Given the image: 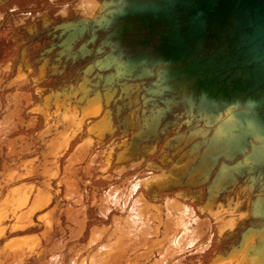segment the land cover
<instances>
[{"label":"flooded vegetation","instance_id":"flooded-vegetation-1","mask_svg":"<svg viewBox=\"0 0 264 264\" xmlns=\"http://www.w3.org/2000/svg\"><path fill=\"white\" fill-rule=\"evenodd\" d=\"M13 1L15 0H0V6ZM118 2L119 0H78L77 8L73 11L65 6L56 17L50 13H44L38 15L33 23L15 26L14 29L22 36V39H19L22 50L14 59V63L10 62L0 70V93L4 92L6 86L11 90L6 101L0 97V133L5 128L13 127L11 133H14V136L5 142V148L0 142V150L7 158L15 152L16 143L25 142L33 151L39 147L38 144V146L35 145L39 139L43 151H40L39 154L33 153L34 155L25 161H34V166H38V158L42 160L41 170L43 172L45 170L54 176L52 183L54 182L56 186L61 183L57 192L64 193L63 197L67 194L75 198L74 205L76 207L67 206L71 212L85 215L87 211H90L93 203L103 204L112 193L119 192L121 193L119 203L121 211H117L116 216L115 214L112 216L117 218L121 216L120 221L123 225L133 223L132 225L138 227L139 224H144L148 219L153 220L149 224V228L153 232L150 231L151 234L149 235L152 237L149 236V240L159 243L167 251H170V247L173 245L172 239L177 238L176 236L165 238L164 226L167 223L168 204H171V207L179 206L182 210L187 211V216L190 215L191 220L199 221L200 224L205 222L206 227L203 229L201 240L197 244L201 243V247L208 251L214 242L223 241L220 247L223 252L214 254L209 259L210 264V261L216 256H225L229 248L236 245L234 241L230 242V240L237 237L238 228L241 225L238 224L231 232L222 234L221 240H218L216 230L230 219H235L239 210L230 215L227 212H216V209L223 206L225 210L227 203L231 201L233 205L237 204L240 208L248 205L250 216L253 199L264 194L260 190L261 180H256V183L250 188L249 184L244 182V178L234 174L235 181L229 182L230 186L219 192V199L215 201L217 208L215 207L211 213L207 214L198 213L196 211L198 203L192 202L189 198H192L197 191H201L202 205H204L207 197L205 188L210 184V181L200 187L191 188V190L181 188L170 192L157 191L153 181L163 182L167 180L169 184L177 185L186 182L188 173L192 171L191 167L182 170L177 165L178 158L174 157L175 153L171 148L161 152L164 143L169 141L173 135L183 137L197 129L201 130V134L205 131L201 123L198 125L195 123L189 128L185 125H183L185 127L181 126L185 119L177 120L175 117L180 115V110L165 113L156 129L155 139L148 137V141L137 144L136 150L141 154L143 147L154 148L151 155L146 156L143 160L140 157L129 161L126 166L115 163L116 153L130 147V138L138 128H141V133H145L150 120L146 121V126H142V116L140 115L142 107L137 108L141 105L140 96L144 93L142 86L138 87L135 85L137 81L123 77L121 74L118 78L113 68L98 71L97 65L103 63L104 67L107 66L108 68L113 59L116 60V64L123 65L130 57L145 53L146 50L141 46V43H149L147 50H150L152 45H156V36L153 35L150 38L137 29L133 32H122L120 38L112 36L120 26L125 24L116 22L117 12L122 5V2ZM30 54H34L35 57L30 58L32 56ZM121 69L122 67L119 68V70ZM5 73L9 76L7 80L4 78ZM10 74L12 75L10 76ZM109 78H114V82L110 83ZM154 81V77L144 79L145 88L148 86L156 90V87L151 84ZM127 86H130L128 95L126 97L122 95L119 99L120 89ZM113 90L116 92L113 93ZM107 93L110 95L108 100L104 97ZM55 98L61 106L57 116L53 115L55 107L53 105L47 106V102ZM135 98L138 99L137 105L134 103ZM152 103L163 106V103L157 98ZM150 104L151 102H148L145 107L144 117L146 119L151 116L148 111L155 109ZM117 106L120 107V113L116 119L115 108ZM73 107L76 108L77 120L82 116V110L88 108H94L98 115L94 118H88L81 128L82 130L70 139L72 132L77 131L76 126L73 123L62 122L61 117L68 115ZM26 110H28L27 113H25ZM107 111H110V118L109 115L104 114ZM43 115L45 117L51 116L47 122H44ZM124 118L126 121L122 125V129L126 130V134L121 133L122 129L119 125ZM15 123L18 124V127ZM95 124L98 130L114 127L115 132L112 136L106 135L100 144L94 136H90V147L82 145L88 138V129ZM163 125L167 129L166 134L161 133ZM179 126L180 128H178ZM131 127H134V130L130 129ZM27 131H31L35 138L29 137ZM190 144L192 145V143ZM171 145L176 146V142L173 141ZM119 146L120 148H118ZM185 150H180V155ZM109 153L111 156H108ZM221 162L224 161L218 162L211 178L214 177ZM224 163L228 166L231 165L227 162ZM95 173L99 175L98 179L107 185L106 190L99 197L92 182ZM134 173L138 174L133 175ZM84 179L88 180L89 186H82L85 183ZM262 181L264 182V179ZM88 187L94 188L91 205L88 204L90 194L85 190ZM50 190H52V186ZM84 190L86 195H84ZM246 191H249V196H246ZM184 193L186 196L183 195ZM226 197H228V201L225 200ZM85 199L88 201L86 202ZM242 202L244 203L241 204ZM192 203L197 205L193 207ZM190 209H194V211L191 212ZM96 210L100 212L99 209ZM194 212L202 215V218L197 220ZM207 217L212 222H209ZM244 223L246 226H252L253 229H256L264 224V220L249 218ZM157 226L158 230H155L154 228ZM212 226L215 227L214 233H212ZM142 230L143 228L137 232V235L144 239Z\"/></svg>","mask_w":264,"mask_h":264},{"label":"water","instance_id":"water-1","mask_svg":"<svg viewBox=\"0 0 264 264\" xmlns=\"http://www.w3.org/2000/svg\"><path fill=\"white\" fill-rule=\"evenodd\" d=\"M118 3L122 5L117 12L116 22L125 24L112 34L113 37L120 38L122 32H133L136 29L150 38L156 36V45L147 50L149 43H141L145 53L130 57L123 65L116 64L115 59L108 68L103 63L97 65L98 71L113 68L118 78L121 74L137 81L135 85L143 88L141 105L137 108L142 107V126H146L147 120L150 121L145 133H141V128H138L132 134L130 147L137 138H144L146 141L148 137L155 139L160 119L173 107L180 110L183 116L197 118L207 126H215L207 140L213 150L217 149L210 157L207 178L221 156H227V162L235 160L229 166L224 162L220 163L210 184L205 188L207 194L215 189L216 183L220 187L226 182L233 183L234 174L241 178L248 176L250 188L255 184L251 175L253 172L257 174L256 178L262 180L264 0H119ZM151 77L155 78L152 86L156 85L159 90L148 86L145 88L144 78ZM108 80L110 83L114 82V78ZM129 87L120 89L119 99L122 95H128ZM108 95H104L107 100L110 99ZM137 98L134 99L136 105ZM155 98L163 106L152 103ZM148 102L155 109L148 111L151 116L146 119L144 114ZM119 113L120 107L117 106L116 119ZM104 114L110 118V111ZM125 121L126 118L119 123L121 129ZM92 128L93 125L89 132ZM112 130L115 131V128ZM161 130L162 134L167 132L165 125ZM200 131L197 129L192 134ZM121 133L126 134V130L122 129ZM182 140L180 135L169 138L170 142L178 144ZM204 141L206 140L194 141L190 149L201 148ZM186 152L187 150L180 158ZM188 176H192V173L189 172ZM206 181L207 179L196 185ZM259 185L264 192V182L260 181ZM250 216L252 219H264V194L253 199ZM262 231L264 232V225L256 229L246 226L232 250L240 251L252 233L259 232L258 240H262Z\"/></svg>","mask_w":264,"mask_h":264},{"label":"bare ground","instance_id":"bare-ground-1","mask_svg":"<svg viewBox=\"0 0 264 264\" xmlns=\"http://www.w3.org/2000/svg\"><path fill=\"white\" fill-rule=\"evenodd\" d=\"M84 7H85V5H84ZM88 10L90 11V9H88ZM128 32H131V31L128 30ZM154 73H155V70L153 71V74ZM151 78H153V77H151ZM144 79H149V78H144ZM155 87L157 90H159L156 85H155ZM165 94L167 96H169L167 93H165ZM175 98H177V97H175ZM51 105H53L55 107V111H54L53 115L57 116L59 108H61V106L57 102L56 98L54 100L50 99L47 102L48 107ZM0 109H1V106H0ZM176 110L177 109L172 107L170 109V112L176 111ZM81 113H82V116L79 118V120H77L76 119V108L73 107L72 111L68 115L61 117L62 122L73 123L76 126L77 131L72 132V134H71L72 136L70 139L74 138L77 135V132L79 133L82 130L81 128H82L84 122L87 121L88 118H94L98 115V113H96L94 108H88L86 110H82ZM22 116H21V118H22ZM50 116L51 115L45 117L43 115L44 122H47L50 119ZM175 117L177 120L178 119H180V120L181 119H187L188 120L187 122H183L181 124V126L185 125L189 128L190 126H193V124H195V123H196V125L201 123L203 125V128L205 129V131L202 132L203 134H201V132H198V133L195 132L194 134L190 133L188 136H183L182 142H180L179 144L176 143V146L171 145L173 143V141L172 142L167 141L166 143H164V146L162 147L161 152H164L165 149H168V148H171L172 150H174V153H175L174 157L178 158L177 162H176L177 165L182 170H186V168L189 169V167H191L192 168V171H191L192 176H188V179L186 180V182L180 183L177 185L174 183L169 184V181H167V180L163 181V182L162 181H156V180L153 181V183L155 184L154 186L157 189V191H161V192H170V191H173L175 189H181V188H186V189L191 190V188L200 187L202 185L207 184L209 181L211 182V179H212L211 174L214 171L213 170L211 172V174H209L210 175L209 178H207L206 171L208 170V166L210 165V162H211L210 157H212V155L214 154V150H217V149L213 150L210 147V145H208L207 140H208L209 136L211 135V133L213 132L215 126L214 125L213 126H207V125H205L204 122L198 120L197 118H189V117L181 115V113H180V115L178 114ZM15 125H16V127H18L17 123H15ZM185 126H183V127H185ZM12 128L13 127L7 128V129L5 128L0 133V135H6L7 133L8 134L11 133V131L13 130ZM178 128H180V126ZM89 129H88V138L82 144V145H86L88 147H90V144H89L90 136H94L97 139V142L100 144V142L104 141L106 135L112 136L115 132L112 130V128H108L105 130H98L96 124L93 125V128L90 132H89ZM130 129L134 130V127H131ZM166 133L167 132H165V134ZM143 139L144 138H142V139L137 138L133 142L132 147H127L126 149H122L121 151L117 152L115 155V157H116L115 163L117 165L124 164L126 166L129 163V161L138 159L140 157L143 160L146 156L151 155L154 152V148L147 149L146 147H143L142 148V154L137 152V150H136L137 144L139 142L146 141ZM201 139L206 140V141H204V145L201 148L190 149V147H191L190 143H193L196 140L200 141ZM130 141H131V138H130ZM24 143L25 142H23V144ZM19 144L20 143L15 144V148H14L15 152L11 153L8 156V158H11V156L16 155V152H17L16 146ZM207 146H209V147H207ZM172 147H175V148H172ZM118 148H120V146ZM184 149L187 150L186 155L183 156L182 158H180L181 157L180 150L182 151ZM23 150L25 151V147ZM108 156H111V154L109 153ZM226 157L227 156H225V158ZM25 158H27V157H25ZM225 158L221 156L217 160V164L220 160L227 162L226 161L227 159H225ZM5 159L6 158L4 156V160ZM33 162L32 161H29V162L25 161L23 163H20V164H22L21 166L19 165L20 166V171H19L20 178L28 177L32 173L33 167H32L31 163H33ZM233 162H235V160H233L231 162H227V163L232 164ZM217 164H216V166H217ZM216 166H215V168H216ZM262 168L264 170V163H262ZM173 172L175 173V170H173ZM56 173H58V172H56ZM253 173H254L253 178L255 179V183H256V180H258V178H256L257 176H255L256 173L255 172H253ZM43 174L47 179L45 182V186L47 188L51 189V183H52V180H54L53 179L54 176H51L50 173H48L46 171H44ZM43 174H42V176H43ZM48 175H50V176H48ZM12 176H13V174L9 175L8 178H12ZM242 178H244V182L247 183V180L249 177L245 176ZM206 179H207V181L205 183H203L199 186L196 185L197 183H200L201 181H205ZM263 179H264V177L262 178V180ZM259 180H261V179H259ZM57 185H58V187H60L61 183H58ZM27 186H29V185H27ZM229 186H230L229 182H226V184L224 186H221V187L218 185V183H216L215 189H213L210 192V194L206 193L207 197H206V201L204 202L205 203L204 205H202L201 191H197L194 194V196L192 198H189V199L192 202L198 203V206L196 207V211L198 213H200V214L202 212L206 213V214L211 213L215 207L217 208L215 201L217 199H219V196H218L219 192H222V190L226 189ZM29 189L25 190V188L19 187L15 190H11L12 191L11 199L5 198L6 200H4V202H3L4 204H6V206L7 205L13 206L14 204L17 203V206L13 208L11 213H15L16 215L19 213L17 215V220L14 224V228L19 230V231L25 230L29 227V225L33 224V222H32L33 219H31L30 216L33 215V213L36 210L41 209L43 207V205H46V203L49 204L51 202L48 196H46V195L42 196L41 195V196H38V198L32 203V205L29 208H27L24 212H20L19 211L20 207L26 205L25 203L29 200V194H30ZM186 189H182V190H186ZM36 190H37V192H39L40 189L38 190V188H37ZM147 195H149V194H147ZM183 195L186 196L185 193ZM236 196H238V195L236 194ZM246 196H249V191H246ZM65 197L67 198L68 201H70L72 198L70 195H67V194L65 195ZM120 199H121V193L114 192L111 194L110 198H108L107 200H105L103 202V204L97 205V204L93 203L91 205V207L95 208V209H99L101 215L106 217L114 209V206L117 207L118 211H121L120 205H116L118 202H120ZM227 199H228V197L225 198L226 201H228ZM231 199H233V198H231ZM176 200H178V199H176ZM196 203L195 204L192 203V206L193 207L196 206L197 205ZM243 203L244 202H242L241 204H243ZM171 206H172L171 204H168V217L166 219L167 223L164 226L165 230H166V232H165L166 237L165 238L168 239L169 237L172 238L174 236H176L177 238L172 239L173 245L170 247V251L164 250L159 243L153 242V240H149V236H150L149 234H151L150 233L151 229L149 228V224L153 220L148 219L145 221L144 224L143 223L139 224V227H138L136 225L135 226L132 225L133 223L131 225L130 224L123 225V223L120 221L121 216L119 218H117V217H115L116 216L115 215V216L111 217V225H110V227H108V229L105 232H102L100 230V228L97 226V228H95L93 230L94 233L92 234L93 235L92 239L90 241H88L89 242L88 245L90 247L93 245H96L97 243L100 244V248L102 249L103 253L105 254L104 257L102 258L103 260L100 257H99V259H95V255H94L95 253L93 252V255H90L89 257H87L85 259V261H84L85 264H87L88 261L91 264H94L95 261L100 262L101 260L104 261L105 263H109V264H118V262H120V260H123L122 257H123V253L125 252L123 249L125 248V250H126V249L130 248V245H133L135 247V249L137 248V251L132 253L130 256H127L124 259L125 264H150V262L152 261V257H154L155 254L158 255L159 258L156 260V262L154 261L155 263H153V264H184L185 263L184 261L187 262L186 259L188 257L194 258V261H191L190 259L188 260L189 264H206V263H209L210 257H212L214 254L223 252L222 248H220L223 244V241L221 240L222 234L227 233L229 231L231 232L233 230V228L235 226H237L238 224H241L240 226L245 225V223L243 224V222L245 220H248L249 218H251L249 216V211L247 208L248 205L247 206L245 205L243 208H240L239 205H237V204L233 205L230 201L227 203V207L225 210L223 209V206H220L218 209H216V212H223V213L227 212L230 215H233L234 213H236L239 210V212H238L239 214L235 219H230L226 224H224L223 226H220L218 228L219 231L216 230V238L218 240H221V241H218V243L214 242V244L212 243L213 246L211 248H209L207 251L206 248L201 247V245H202L201 243L197 244L201 240V237L203 234V229L206 227L204 224L205 222L200 224L199 221L198 222L193 221L190 219V215H189V217L187 216V211L182 210L179 206H173V207H171ZM4 207H5V205H4ZM16 211H19V212H16ZM160 211H161V209H160ZM190 211L193 212L194 209H190ZM198 213L194 212V216L196 217L197 220H200L202 218V215H199ZM76 214L77 213L71 212L68 208L65 209V217L67 218V220L71 224H73V222H74L77 225H79V230L77 232V236L79 238L81 235H83V229L84 228H83V222L79 223L80 221L79 222L76 221V219H75ZM172 214H173V216H172ZM45 215H47V213ZM45 215H44V217H46ZM83 219H84L83 221L86 222L85 215H84ZM208 220H209V222H212V220L210 218H208ZM258 220H264V219H258ZM134 223H136V222L134 221ZM47 225H49L48 221H47ZM262 225H264V224H262ZM0 227H1V225H0ZM141 228H143L142 233H144V239L139 238V236L137 235V232L139 230H141ZM154 229L158 230V226L155 227ZM211 229L213 230L212 233H214L215 227L212 226ZM1 233H3L2 228H0V234ZM257 233H259V232H257ZM257 233H252L250 236L247 237L246 244L243 246V248L240 251H237V252L233 251L232 248H234V246H236V245H233L226 252L225 256H219L218 255V256H216V258L213 257L214 259H212L210 261V264H264V238L262 240H258L259 236ZM260 233H263V235H264L263 231ZM150 237H152V236H150ZM113 238H114V243L112 244L111 240ZM238 238L239 237L235 238L236 239V241L234 242L235 244L238 243ZM27 239L29 240L27 242V247L29 249L31 248L30 250H32L34 246H38V244H39L38 238L33 237V238H27ZM255 241H256V243H255ZM19 242H21V241H19ZM202 242L204 243L205 240ZM230 242H232V240H230ZM8 247H9L10 251L13 252L14 255H16V256L17 255L22 256V253L25 250L24 244L19 243V245H18V241L10 242ZM55 247H57V246H55ZM139 247H140V249L138 250ZM75 262H76V260L74 261V263ZM54 264H55V262H54Z\"/></svg>","mask_w":264,"mask_h":264},{"label":"rangeland","instance_id":"rangeland-1","mask_svg":"<svg viewBox=\"0 0 264 264\" xmlns=\"http://www.w3.org/2000/svg\"><path fill=\"white\" fill-rule=\"evenodd\" d=\"M77 3L78 0H15L13 2L1 5L0 6V21H1L0 70L10 62L14 63V59L18 57V55L22 50V46L19 43V39L20 38L22 39V36H20L17 33V31L14 29L17 24L25 25V24L33 23L34 19H36L38 15L44 13H50L54 17H56L63 7L68 6L71 9V11H73L74 9L77 8ZM30 55H32L30 58L35 57L34 54H30ZM11 75L12 74H10V76ZM8 77H9L8 74L5 73L4 75L5 80H7ZM3 91H4L3 93H0V97L3 101H6L7 96L11 92V90L8 89V87L6 86ZM27 112L28 110L25 111V113ZM27 133L29 134V137L30 136L33 137L31 131H27ZM13 136L14 133H9V134L7 133L6 135H0V138H2L0 139V142H2V146L4 148H5V142H7L8 139H10ZM37 144L39 145V147L35 148L33 151H31L32 149L29 148L30 146L27 143L19 144L16 146L17 148L16 155L11 156V158L7 157L5 160H4V155L0 150V225H1L0 228L3 229V233H4V234L3 233L0 234V264H54V262L55 264H76V263L85 264L84 262L85 259L90 255H93V252L95 253L94 254L95 259H99V257L102 259L105 254L100 248V244L97 243L96 245L91 246L92 247L91 248L88 245L89 244L88 241L92 239L93 236L92 234L94 233L93 230L97 228V226L100 228L102 232H105L108 229V227H110L111 217L113 214L116 215L118 211L117 207L114 206V209L111 211V213H109L110 215L108 214L106 217L102 216L100 212H98L95 208L91 207L90 211L89 212L87 211L85 213L86 222L83 221L84 214L77 213L75 219L77 222L80 221L79 223L83 222V228H84L83 235H81L78 238L77 232L79 230V225H77L74 222L73 224H71L65 217V209L67 208V206L76 207L74 205L75 198H71V200L69 199L70 201H68L66 197H63L64 193L61 194L57 192L58 185L56 186L54 182L51 185L52 190H50L45 186V182L47 179L43 174L44 173L43 170H41L42 160L38 158L39 161L38 166H34V162L31 163L32 167L33 166L34 167L32 168V173L28 176L29 178L28 177L20 178L19 176L20 166L22 165L20 163L25 162L26 159L29 160V158H31L34 154L37 153L39 154L40 151H43V147L40 145L39 139H37L35 145L38 146ZM24 147H25V151L23 150ZM95 152H97V150H95ZM14 162H16L18 165L15 164ZM144 169L146 168L144 167ZM12 174H13L12 178H8L9 175ZM136 174L138 173H134L133 175ZM83 177L86 178L85 176ZM98 177L99 175L95 173L94 177L92 178V182L94 183L96 194L99 197L106 190L107 185L103 184V182H101L98 179ZM84 180L85 183L82 184V186L85 187L86 185H88L87 184L88 180L86 179ZM26 184L29 186H27ZM19 187L25 188V190L30 188L29 200L25 203L26 205L20 207L19 210L20 212H24L27 208H29L32 205V203L38 198V196L46 195L49 197L51 201L50 203L48 202L49 204L46 203V205H43L44 208L42 207L41 208L42 210L41 209L36 210L33 213V215L30 216V218L33 219L32 221L33 224L29 225L27 229L21 231L14 228V224L17 220V215L19 213L17 215L15 213H11L13 208L17 206V203L14 204L13 206L10 205L6 206V204L3 203L4 200H6L7 198L11 199L12 197L11 190H15ZM36 188H38V190L40 189L41 191L39 190V192L36 193ZM94 188L93 187L85 188V190H87V192L90 194L89 196L90 200L88 202L89 205H91ZM85 190L83 191L84 195H86ZM85 201L87 202L88 200L85 199ZM119 203L120 202H118L116 205H119ZM46 213L47 215H45ZM44 215L46 217H44ZM47 221L49 222V225H47ZM245 228L246 225L239 226L237 237H239L238 235H240L242 230ZM33 237L38 238L39 244L38 246H34L33 249L30 250L31 248L29 249L27 247V242L29 241L27 238H33ZM231 240L234 242L236 241V239H231ZM12 241H18V245L19 243L24 244L25 250L22 253V256H18V255L16 256L14 255L13 252L10 251L8 245ZM111 243L112 244L114 243V238L111 240ZM140 247L138 248V250L140 249ZM123 250L125 251L122 257L123 260H120L118 264H125L124 259L127 256H130L132 253L136 252L137 248L135 249L133 245H130V248L126 250L124 248ZM157 259H158V255L155 254L154 257H152L153 262L151 261L152 263L150 262V264L155 263ZM189 259L191 261H194L193 257H188L186 259L187 262L184 261L185 262L184 264H189L188 261ZM75 260L76 262L74 263ZM102 260L100 262L95 261L94 264H109V263H105ZM87 264H91V263L88 261Z\"/></svg>","mask_w":264,"mask_h":264}]
</instances>
